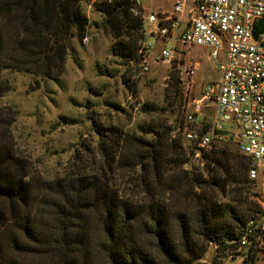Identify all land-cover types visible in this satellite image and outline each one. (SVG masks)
Returning <instances> with one entry per match:
<instances>
[{
	"label": "trees",
	"instance_id": "obj_1",
	"mask_svg": "<svg viewBox=\"0 0 264 264\" xmlns=\"http://www.w3.org/2000/svg\"><path fill=\"white\" fill-rule=\"evenodd\" d=\"M129 6L94 9L113 55L136 62L141 22ZM86 26L80 0H0V70L58 78L70 39H82ZM92 131L107 169L118 165L137 175L143 198L127 200L99 177L81 175L43 189L40 215H33L28 175L19 160L0 152V264H202L211 243L220 253L209 264H221L234 248L228 242L260 212L246 190L251 160L231 142L213 143L203 168L189 171L180 139L168 129L150 132V139L99 126Z\"/></svg>",
	"mask_w": 264,
	"mask_h": 264
},
{
	"label": "rangeland",
	"instance_id": "obj_2",
	"mask_svg": "<svg viewBox=\"0 0 264 264\" xmlns=\"http://www.w3.org/2000/svg\"><path fill=\"white\" fill-rule=\"evenodd\" d=\"M171 2L153 0L143 6L150 11L169 10ZM190 3L186 0L185 13ZM81 9L87 19L83 33L88 43H81V35L70 39L64 71L58 78L0 70V152L19 160L22 172L28 175L31 201L37 206L33 215H40L43 189L81 175L99 177L127 200L143 198L137 175L118 165L107 169L108 161L97 149L100 138L92 126L145 139L154 130L168 129L171 139H180L178 152L187 161L184 170L202 169L203 156L210 151L196 149L181 136V128L188 126L185 115L195 104L202 107L204 123L213 112L212 102L202 99L203 90L215 86L220 77L209 50L181 46L175 37L170 41L150 37L149 71L142 73L136 62L113 55V40L102 26L101 14ZM161 50L172 55L170 63L161 60ZM193 65H197L193 87L186 94L175 83ZM246 190L249 200L259 207L263 202L259 189L251 184ZM166 198L171 203L170 194ZM218 200L229 203L220 196ZM213 257L209 246L201 263L209 264ZM219 260L232 264L225 255Z\"/></svg>",
	"mask_w": 264,
	"mask_h": 264
},
{
	"label": "built area",
	"instance_id": "obj_3",
	"mask_svg": "<svg viewBox=\"0 0 264 264\" xmlns=\"http://www.w3.org/2000/svg\"><path fill=\"white\" fill-rule=\"evenodd\" d=\"M126 1L129 13L141 22L136 63L142 73L149 71L150 37L160 41L175 37L181 46L209 50V59L216 61L219 80L202 92V99L213 104L212 115L204 123L202 107L195 104L185 115L188 126L181 128V136L198 150L231 142L251 160L247 178L259 189L263 202L259 214L228 242L234 248L226 249L225 258L232 264H264V0H191L186 13V0H172L169 10L157 11L143 6L153 0H80V5L90 11L100 3ZM81 43H88L86 35ZM160 58L170 63L172 55L161 50ZM196 66L180 73L179 84L186 94L192 90ZM210 247L218 256L220 246L211 243Z\"/></svg>",
	"mask_w": 264,
	"mask_h": 264
}]
</instances>
